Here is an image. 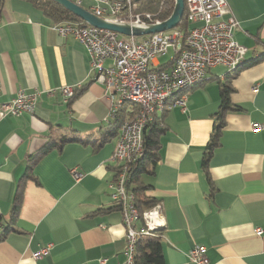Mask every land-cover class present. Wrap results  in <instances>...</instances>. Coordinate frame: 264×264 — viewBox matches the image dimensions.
I'll return each instance as SVG.
<instances>
[{"label": "crops", "instance_id": "0c3cea01", "mask_svg": "<svg viewBox=\"0 0 264 264\" xmlns=\"http://www.w3.org/2000/svg\"><path fill=\"white\" fill-rule=\"evenodd\" d=\"M226 1L240 24L234 37L247 50L246 64L233 73L213 68L188 92L186 112H165L159 162L142 177L166 221L158 237L165 264H195L188 254L196 245L207 248L209 264H264V0ZM54 25L26 1H5L0 105L19 90L40 95L34 114L0 116V234L21 186L23 193L15 231L0 243V264H125L126 231L110 189L118 138L109 135L116 120L110 114L119 96L111 98L93 80L86 48L60 37ZM227 82L232 110L206 173L205 149L222 102L219 83ZM67 86L85 89L65 102L59 89ZM257 124L261 131L253 130ZM46 145L52 148L30 165ZM50 244L47 256L33 258Z\"/></svg>", "mask_w": 264, "mask_h": 264}, {"label": "built area", "instance_id": "2783aa9c", "mask_svg": "<svg viewBox=\"0 0 264 264\" xmlns=\"http://www.w3.org/2000/svg\"><path fill=\"white\" fill-rule=\"evenodd\" d=\"M92 14L105 21L138 27L163 22L159 13L145 12L140 0H91ZM187 31L179 26L165 32L146 36H123L98 29L83 21L55 24L54 31L62 38L71 37L81 43L90 56L93 80L105 87L106 94L118 95L110 116H117L129 103L138 108L135 118L120 128L112 161L117 167L115 181L110 184L111 197L120 206L126 231L125 264H135L136 245L142 238H158L166 221L160 204L142 214L136 207L135 195L128 188L130 164L144 152V131L156 115L172 107L187 110L188 92L203 84L210 70L224 67L229 73L245 66L247 50L234 37L239 22L234 18L226 0H184ZM183 21V20H182ZM182 23V22H181ZM180 23V24H181ZM170 49L174 57L168 69H162L159 58ZM81 87H62L59 92L65 102L74 99ZM257 89V88H255ZM256 91V90H255ZM53 95L54 91L47 92ZM19 90L16 97L0 105V116L34 114L38 96ZM109 119H105L108 123ZM259 124L253 130L261 131ZM73 176L82 175L73 169ZM259 235L261 230H257ZM52 245L33 254L35 260L47 256ZM195 264H209L207 248L196 245L188 254ZM107 264V260L100 261Z\"/></svg>", "mask_w": 264, "mask_h": 264}, {"label": "trees", "instance_id": "16d2710c", "mask_svg": "<svg viewBox=\"0 0 264 264\" xmlns=\"http://www.w3.org/2000/svg\"><path fill=\"white\" fill-rule=\"evenodd\" d=\"M5 1L6 0H0V24L2 21ZM23 1L32 4L33 7L40 10L45 17L51 19L55 24L62 22H75V23L82 22L80 18H78L77 16H75L74 14L67 11L66 9H64L63 7H61L60 5L56 4L53 1L50 0H23ZM139 3L145 12L156 14L161 11L158 18L162 21L167 20L172 15L175 8V0H140ZM179 28L184 30L185 32L187 31V28H189V24L186 22L185 18H183V21L180 24ZM259 62H261V59L253 62L252 64H257ZM169 66L170 63H167L161 65L160 67L162 69H168ZM237 73H235V75ZM219 84H220L222 102H221L220 113L216 117L217 126H215L213 135L211 136L210 141L205 149L202 165L206 173H208L209 161L213 156L215 150L219 147L221 130L224 127L225 113L229 110H232L230 96L231 93L233 92V88L230 82L219 83ZM84 89L85 87H81V89H79L76 92L74 99H76L84 91ZM131 106L132 105L127 103L125 104L123 109H121L118 112L115 118L116 119L115 123L114 125H112V131L109 133L111 138L115 136L117 137L119 136L121 125L125 121L136 117L139 109L136 107L131 108ZM165 112H167V110ZM165 112L162 114V116L156 115L153 122L150 123L148 127L145 129L143 155L140 159H137L136 161H133L130 164V171H129L130 175L127 185L128 188L131 189V191L135 195L136 207L138 208L141 214L145 211L151 210L153 207H155L160 203L158 200L150 196L151 187L145 185L142 182V177L145 175L153 174L154 169L157 163L159 162V157H160L159 152L161 148L160 139L161 136L166 131L163 122L164 121L163 117ZM51 148L52 146L46 145L42 149L37 151L34 155H31L29 159L30 165L34 164L37 160H39ZM30 169L31 168L29 167L28 174H30ZM115 170H117V167L115 168ZM28 174L23 178L22 182H24V179L28 178ZM130 185H132L133 187L130 188ZM22 194L23 193L21 186L15 201V206L13 208L11 220L8 223V227L5 229L3 234H0V243L7 237L8 234L15 231V223L17 221L21 209ZM118 208L119 207L115 206L106 211L110 212L112 210H117ZM134 260H135V264H165L163 245L161 243V240L158 238H150V237L140 239L136 245Z\"/></svg>", "mask_w": 264, "mask_h": 264}, {"label": "water", "instance_id": "95a60500", "mask_svg": "<svg viewBox=\"0 0 264 264\" xmlns=\"http://www.w3.org/2000/svg\"><path fill=\"white\" fill-rule=\"evenodd\" d=\"M50 1L55 2L56 4L60 5L67 11L71 12L89 26L98 29L116 32L123 36L139 37V36H146V35L172 30L180 25V23L183 20L184 12H185L184 0H175L174 12L167 20L154 25L138 27L128 24H119V23H112L105 21L101 18H98L97 16L92 14L89 10L83 8L82 6L71 0H50Z\"/></svg>", "mask_w": 264, "mask_h": 264}, {"label": "rangeland", "instance_id": "374dc122", "mask_svg": "<svg viewBox=\"0 0 264 264\" xmlns=\"http://www.w3.org/2000/svg\"><path fill=\"white\" fill-rule=\"evenodd\" d=\"M81 2H82V7L85 9L87 8V10L92 5L91 0H81ZM173 57H174V51L170 49L164 56H161L158 60L161 64H166V62L172 60Z\"/></svg>", "mask_w": 264, "mask_h": 264}]
</instances>
